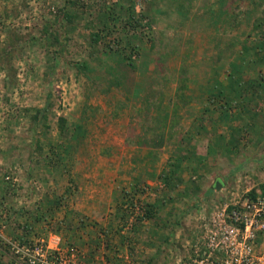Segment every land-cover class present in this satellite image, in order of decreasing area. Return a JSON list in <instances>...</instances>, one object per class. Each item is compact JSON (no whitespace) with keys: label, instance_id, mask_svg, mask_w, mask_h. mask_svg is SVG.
<instances>
[{"label":"rangeland","instance_id":"obj_1","mask_svg":"<svg viewBox=\"0 0 264 264\" xmlns=\"http://www.w3.org/2000/svg\"><path fill=\"white\" fill-rule=\"evenodd\" d=\"M65 1L0 0V264L260 263L264 0ZM181 83L172 129L137 113Z\"/></svg>","mask_w":264,"mask_h":264},{"label":"trees","instance_id":"obj_2","mask_svg":"<svg viewBox=\"0 0 264 264\" xmlns=\"http://www.w3.org/2000/svg\"><path fill=\"white\" fill-rule=\"evenodd\" d=\"M79 3H80V0H66L65 1V5L66 4H70L72 6H75V5H78ZM61 17H63L67 22L71 23L73 21L74 14L73 13H70L69 11H66L65 10V11H63ZM112 20H113L112 17H110L108 15H106V16L103 15L101 17V21H100V24H101L100 27H99L100 30L101 31L102 30L110 31L109 30L110 29L109 23L112 22ZM132 21H133V18L126 20L123 27L124 28L130 27V25H132V23H133ZM53 25H55V23H53L52 26ZM52 26L51 27L44 26L43 29H42L43 34L44 35L48 34L49 33V29L48 28H52ZM65 33H66V31L64 32V34ZM109 33H111V32H109ZM90 37H91V40H92L93 43L98 44L100 42V34L98 32H91L90 33ZM48 40H51L50 44H53V45H61L62 44V41L60 40V36H59L58 33L50 34L48 36ZM106 45H107V48H109V49H113L114 48L110 44H106ZM132 59H133V56H131V54H128V53L127 54L123 53L121 55V57H120V60L123 61L121 64H124L126 67L127 66L130 67V66L133 65ZM116 84L118 85L119 84V81ZM238 85L241 86L242 88L245 87V83L244 82H240L239 81L238 82ZM219 93L222 95V93L224 94V91L221 89ZM175 97H176L177 101H175V99H173L172 104L169 106V109H164V108H161V106H160L161 105L160 104V100H158L155 95H153V94L151 95V94H148L147 93V94H145L144 98L142 99L143 102H144L143 107L140 108L137 113L139 115L141 113L146 118H150L151 121H152V123L163 121V123L165 125V123H166L165 120H169L170 119V112H173V113L176 114V109L178 107L177 106L178 105V101H182V100L185 99L184 93H183V88H182V83L179 84V86L177 87V91L175 93ZM154 109L157 110V111H159V112H162V113H160L159 115L154 114L152 112V110H154ZM40 113H41V110H38L37 109V112L35 113L34 118L37 119L39 117V114ZM175 123H176V121L174 119L169 120V125H167V128L166 129H169V128L172 129L174 127ZM61 129L63 130L62 125H61ZM61 129H60V131H62ZM160 142L162 143V141H160ZM158 144H159V140H158ZM178 165L179 164L171 163V166L174 169L178 168ZM164 177H165V181L168 182L169 181L168 180L169 179L168 178V174H165ZM260 194L261 195L264 194V186H261V193ZM248 196H250L249 199H251V201H252V200H255L256 194H255L254 191H251V192L248 193ZM234 208H238V206H235ZM229 209H232V208L230 207ZM24 241L26 242L27 239H25ZM9 264H22V262L20 260L14 259ZM30 264H37V263H30Z\"/></svg>","mask_w":264,"mask_h":264},{"label":"built area","instance_id":"obj_3","mask_svg":"<svg viewBox=\"0 0 264 264\" xmlns=\"http://www.w3.org/2000/svg\"><path fill=\"white\" fill-rule=\"evenodd\" d=\"M228 217L230 222L235 223L234 228L240 239H252L258 231L264 229V197L246 200L238 208H233ZM229 234L224 238H228ZM239 259H242V264H264V258L258 263L248 259L247 254Z\"/></svg>","mask_w":264,"mask_h":264},{"label":"water","instance_id":"obj_4","mask_svg":"<svg viewBox=\"0 0 264 264\" xmlns=\"http://www.w3.org/2000/svg\"><path fill=\"white\" fill-rule=\"evenodd\" d=\"M218 187V182H216V188Z\"/></svg>","mask_w":264,"mask_h":264}]
</instances>
